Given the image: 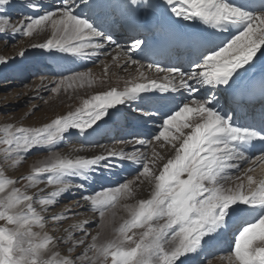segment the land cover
Wrapping results in <instances>:
<instances>
[{"label": "snow or ice", "instance_id": "snow-or-ice-1", "mask_svg": "<svg viewBox=\"0 0 264 264\" xmlns=\"http://www.w3.org/2000/svg\"><path fill=\"white\" fill-rule=\"evenodd\" d=\"M245 2L247 7L233 0H59L54 10L38 18L25 16L20 27L12 26L13 34L22 32L25 37L50 27L53 39L33 47L74 56L108 55L101 50L106 44L116 45L110 32L121 24L136 33L130 52L145 54L149 45L144 37L160 26L161 19L169 28L179 21H199L205 27L181 35L190 66L187 72L178 66L150 63L146 66L148 69L164 74L161 82L153 79L123 91L112 89L95 95L84 101L83 108L43 127H17L9 123L0 129L3 146L0 164L15 167L25 159L23 153L34 146H47L52 155L34 172L36 175L47 173V184L57 186L51 197L34 200L32 195L16 187L19 180L6 176L5 169L0 167V264H177L178 261L188 264L190 254L203 253L213 241L229 232H233L232 247L226 256L229 264H264V181L258 188L247 191L242 184L234 188L226 186L233 179L232 170H238L241 161L252 159L246 153L255 147L254 142H264V114L259 122L254 120L249 126L234 122L246 104L257 98L264 102V73L250 82L246 90L235 87L255 68L253 58L264 46V10L254 9L257 0ZM10 3L11 0H0V8L6 11ZM26 6L37 7L31 3ZM8 21L7 16H0V33L8 31ZM85 49L91 52L86 53ZM120 54L131 64L145 67L129 51ZM88 75V72H76L57 83L52 91L65 84L71 87V82ZM140 75L143 77L144 73ZM215 89L231 95V100L225 98V103L217 107L218 95L214 93L215 99L208 96ZM153 90L188 93L180 104H175V97L171 95L155 98L159 107L168 111L163 113L166 118H162V130L153 139H163L175 151L158 174L153 171L155 159L159 157L155 151L151 160L146 151L136 150L128 154L106 148V156L91 159L61 158L55 151V145L69 130L78 129L83 134L91 129L87 134L92 135L101 127L98 122L107 123L117 115L110 113V109ZM196 93L201 96L197 98ZM136 110L142 111L139 106ZM193 114L199 120L194 125L188 123ZM189 128L191 131L186 134L184 129ZM174 141H180L179 147ZM134 143L146 148L149 141L137 138ZM256 159L264 163V149ZM117 160L134 161L140 166L135 181H147L153 186L150 198L125 206L129 218L115 230L114 239L98 242V236L90 235L88 221H84L77 225L79 237L70 234L63 241L69 244V254L74 249L80 251L72 258L53 254L55 238L34 231L45 227L44 217L34 204L57 203L55 198L61 193L85 187V183H76L75 179L87 181L101 167L114 168ZM28 179L36 183L34 177ZM247 179L249 185L254 183L252 176ZM132 183L131 180L122 183L109 190L111 194L85 195L83 199L91 200L93 210L103 220L118 199L131 196ZM135 229H144L139 239L134 238ZM181 257L188 259L180 260Z\"/></svg>", "mask_w": 264, "mask_h": 264}, {"label": "bare ground", "instance_id": "bare-ground-1", "mask_svg": "<svg viewBox=\"0 0 264 264\" xmlns=\"http://www.w3.org/2000/svg\"><path fill=\"white\" fill-rule=\"evenodd\" d=\"M113 2H115V0H113ZM233 2L237 4H245L247 7L245 0H233ZM58 4L59 0H39V11L41 14H44L45 12L54 10ZM253 7L257 12L264 10L262 0H257V3ZM168 15H170V13ZM175 19L176 18L173 17V20ZM189 25H191V27H189ZM200 27L205 26L201 25L199 21L195 23L191 21H179L169 28L166 21L161 19L160 26L155 31V34L151 35L148 33L144 37L149 45V50L145 54L140 52H130L129 46L133 43L136 33L130 32L127 27L121 24L113 27L110 32L113 39L116 41V45L106 44L105 49H102L101 52L109 54H102L97 57L106 58V60H104V68L106 71H108L109 68H112V66L115 67L116 70H113L114 77L115 75L117 78L120 77V75L125 77V73L129 71L138 72L135 79L129 77L120 78L121 81L118 86L116 84V91L118 92L123 91L126 87H133L136 84L148 83L153 79L161 82V78L164 74L156 73L154 68L150 70L146 66L150 63H158L161 66H178L185 72L189 71L190 66L187 61V49L181 40V35L184 32H191ZM125 50L129 51L132 58L141 61L145 67H139L138 65L131 64L126 56L120 54ZM168 50H170V55L168 54ZM262 53H264V46H262L261 50L258 51L256 56L253 58L252 63L255 64V68L238 81L235 87L245 84L249 80V77L255 75L261 76V74L264 73V55H262ZM113 57H116V59H113ZM38 61L26 60L25 63L24 61L15 63L13 66H10L9 69L0 68V76L5 78L4 82L0 85V89L14 85L20 86L25 84V81H33L30 85L26 86L25 84L26 90L24 92L21 91L22 96H20L21 94H17L16 99L11 100L9 104H4V108L9 106V110H12L13 108L11 105L19 104L17 106H20L31 102L33 99H36L37 102L32 104V106L36 107V104L40 105L41 101L38 100L43 99L44 95L49 92L50 86L53 83L51 75H58L70 69V62L67 58H65L64 54L60 55V57H54L53 61L50 62L44 63ZM141 72L144 73V79L140 75ZM101 74L105 75L106 72H101ZM33 75L36 76L34 77ZM30 76H33L32 80L29 78ZM145 77H147V80ZM96 80L95 81L97 83L95 85L103 82L98 78ZM110 90H107L106 92ZM97 91H99V89H97ZM106 92H100L99 94L102 95ZM214 93L219 97V104H217V107H220L225 103V98L228 100L231 98V95L221 92L219 89H215L208 93L210 99L216 98ZM165 95L174 96L175 104H180L181 100H186L188 97V93H162L158 90L140 93L134 101H126L124 104L117 105L116 108L110 109V113H117V115L112 119L105 117L104 119H108L107 123L98 122L101 124V127L97 132L92 133V135H88L87 133L92 132V130L86 129L83 134L79 133L77 135L73 134L69 136L71 139H75V143L69 149L64 151L62 157L68 159H91L97 155L106 156L105 149L107 148L115 151H124L128 154H130L133 150L146 151L151 160V154L155 151L159 154V157L155 159L153 171L158 174L167 160L173 158L175 155L174 149L171 145L164 142L163 139H161V141H155L153 139V137L162 130L160 127L162 124V118H166L163 116V113L168 111L167 108H160L155 98ZM196 96L199 98L201 93H196ZM84 97L85 100H89L88 97ZM141 97H143V99H141ZM137 106H139L142 111H137ZM169 106L171 107L172 105L170 104ZM157 109H159V114H157ZM262 114H264V103H248L239 110L238 116L234 122L242 126H249L254 123V120L259 122ZM190 131V128L184 129L186 134ZM173 133L177 134L175 133V130ZM137 138L149 141L146 148H141V146L134 143ZM122 141H125V143H122ZM126 141H133V143H127ZM174 143H176L177 147H179L180 141H174ZM254 143L255 147H252L246 155H254L255 158L241 161L240 168L238 170L233 169V173H239V171H241L242 177H246L249 173L248 170L251 169V166L260 161L257 160L256 157L260 154L261 150L264 149V142L255 141ZM135 167H139V165H136L134 161L117 160L114 168L109 170L101 167L98 172L90 174L87 181H83L78 178L75 179L76 183H85V187L83 189L72 188L64 193H61L60 196L55 198L58 202L54 205L57 206L52 207V210L43 212L42 214L45 226H47V235L53 236L57 241L56 246L52 248L53 254L59 253L60 257L72 258V256L80 251V249H74L73 252L69 254V244H66L63 241L67 240L70 234L75 237H79L80 230L77 225H81L84 221H88L87 228L90 235L98 236V242L102 241L105 232L100 226L101 218L99 217V214L93 210L91 200L86 201L83 199V196L87 195L89 197H95L100 190H110L109 188L120 186L122 183L129 180H135V177H133L136 175L134 173V170L136 169ZM233 177H235V175ZM140 184L145 185L146 189L150 187L153 188V186L147 181L140 182ZM151 188L150 190H152ZM56 191L57 188L53 192ZM132 191L134 193L133 189ZM73 213L76 214L74 215ZM53 216L61 217V219L53 220L51 219ZM223 239L224 240L217 248V245L215 246L216 250L214 251L216 252L213 251L212 254L217 253L222 249H227L229 247V241L233 240V233L229 232V234L224 236ZM88 242H91L90 239Z\"/></svg>", "mask_w": 264, "mask_h": 264}, {"label": "rangeland", "instance_id": "rangeland-1", "mask_svg": "<svg viewBox=\"0 0 264 264\" xmlns=\"http://www.w3.org/2000/svg\"><path fill=\"white\" fill-rule=\"evenodd\" d=\"M20 3V4H19ZM29 3L36 5V8L30 9L26 5ZM42 15L39 11V0H11L10 5L7 6V10L5 11L3 8H0V16H7L9 18L8 21V31L6 33H0V60H3V63H0V68H10L15 63L18 62H26V60H39L38 62H50L53 61L54 57L60 55L65 56L67 60L70 62V69L64 71V73L58 75H51L52 85L50 86L49 92L44 95L40 105L36 104L32 106V104L36 103V99L31 100V102L25 103L23 105L17 106L19 104H13L12 110H9V106L5 105L10 103L11 100L16 99V95L21 94V91L24 92L25 84L30 85L33 81H25L23 85H14L9 87H3L0 89V129L4 128L7 124L11 123L17 127H43L46 124L51 123L54 119L63 117L68 115L69 113H74L77 109L83 108L85 97H88L89 100L93 96L100 95L101 92H106L111 88L115 90L117 89L118 84L120 83V78H132L135 79L138 75L137 71L134 72H126V76L117 78L113 76V70H116L114 66L109 68L108 71L104 68V57L97 56H74L70 53H61L56 50H48L42 49L40 47H33V45H39L41 43H46L47 40L53 39L52 29L50 27L45 28L44 30H37L33 32L31 36L25 37L22 32L12 33V26L20 27L22 23H24L25 16H33L39 17ZM119 30V29H118ZM117 33V31H116ZM86 53H90L91 49H85ZM66 60V59H64ZM76 72H88L89 75L83 80H76L71 82V87H68L67 84L61 85L59 89L55 92L52 91V88L56 87V84L61 80H64L67 76H72ZM101 72H106L105 75L101 74ZM116 72V71H115ZM120 74V73H119ZM37 75V74H36ZM36 75H33L34 77ZM33 76L29 77L31 80ZM101 76V78H100ZM105 76V77H103ZM100 79L103 81L102 83H98L96 79ZM144 79V76H143ZM5 78L0 76V85L4 82ZM96 80V81H95ZM102 84V85H101ZM114 84V85H113ZM117 84V86H116ZM97 86V87H96ZM99 86V88H98ZM101 87V88H100ZM99 89V91H97ZM106 89V90H105ZM111 89V90H112ZM110 90V91H111ZM18 92V93H17ZM22 96V94L20 95ZM5 104V105H4ZM191 106V105H190ZM199 122L198 117L193 114V116L189 119L188 123L195 124ZM26 123V124H25ZM174 131V130H173ZM78 129L69 130V132L64 134V139L58 142L55 145V151L58 155L63 158V153L65 150L69 149L74 145V140L69 136L79 134ZM178 135V133H177ZM3 146L0 145V148ZM249 152V151H248ZM247 152V154H248ZM25 159L22 160L15 167H11L9 165L0 164V167L5 169V175L12 179H17L20 181L16 185L19 187L21 191L27 192V194L32 195L34 200H39L43 198L51 197L53 191L57 188L56 185L47 184L46 180L48 177L47 173L36 175L34 170L37 167L44 166V164L49 160V157L52 153L49 152L47 146H34L31 150L23 153ZM252 159H254V155H251ZM0 161H3V154L0 152ZM136 172L140 170L139 167H135ZM253 171H249L246 177H242L241 171L234 172L233 176L240 177V179H235L233 177L227 183V187H236V185H243L244 190L247 191L249 188L256 189L259 187L261 181H264V163L258 161L254 165L251 166ZM134 174V175H135ZM237 174V175H236ZM252 176L254 183L252 185L248 184V176ZM34 177L36 183L33 184L32 181L28 179V177ZM136 176V175H135ZM133 176V177H135ZM237 183V184H236ZM132 191L131 196L128 198H120L115 202V205L109 207L108 211L105 214L103 220H100V226L104 230V237L101 241L107 242L115 238V230L125 221L127 220L128 213L126 211L127 205L137 204L142 199L150 198L151 195L150 188L146 189L145 185H141L139 181L133 180L131 184ZM254 187V188H253ZM115 188V187H114ZM114 188H109L114 189ZM108 189V188H107ZM144 189V190H143ZM152 189V188H151ZM101 191V190H100ZM99 191L98 194L103 195L105 192L111 194L109 190ZM146 191V192H145ZM145 194H144V193ZM143 193V194H142ZM146 195V196H144ZM148 195V197H147ZM122 204V205H121ZM54 206L57 205H47L41 206L38 203L34 204L37 212L42 215L43 212L52 210ZM124 211V212H123ZM98 213V211H96ZM123 217V218H122ZM2 223V222H0ZM34 231L41 232L42 234H47V226L43 229L35 228ZM135 233L134 238L139 239V234L144 231V229H135L133 230ZM233 233V232H232ZM229 234V233H228ZM129 235H133V233H129ZM223 237L218 241H213L211 247L207 248L201 254H190L191 259L188 261V264H229L228 259L226 258L227 253L230 252L232 247V241H229L228 248L222 249L217 253L212 252L218 247L219 244L223 241ZM226 243V242H225ZM215 244V245H214ZM216 252V251H214ZM209 256V257H208ZM203 258V259H202ZM187 257H181L180 260H186ZM180 264V261L177 262Z\"/></svg>", "mask_w": 264, "mask_h": 264}]
</instances>
